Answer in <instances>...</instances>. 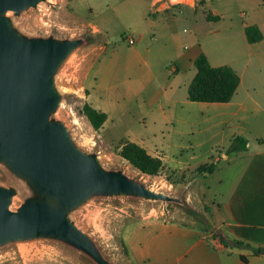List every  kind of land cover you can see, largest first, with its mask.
Masks as SVG:
<instances>
[{
	"label": "rangeland",
	"instance_id": "rangeland-1",
	"mask_svg": "<svg viewBox=\"0 0 264 264\" xmlns=\"http://www.w3.org/2000/svg\"><path fill=\"white\" fill-rule=\"evenodd\" d=\"M7 15L28 36L87 37V45L57 75L63 99L53 116L82 147L97 152L106 168L122 169L188 204L92 197L70 217L103 254L113 264H132L127 239L150 220L209 228L221 171L203 175L196 168L225 165L222 153L231 154L234 137L251 138L253 125L245 109L229 112L188 100L193 59L203 51L213 64L234 66L243 79L240 100L247 103L246 89L264 82V40L249 43L245 25L258 24L264 33V0H48ZM254 96L264 102V85L256 87ZM86 101L108 114L99 130L82 111ZM126 141L160 156V174L145 175L123 159L118 152ZM0 185L16 187L12 209L30 194L2 163ZM0 264L95 263L58 241L37 240L0 247Z\"/></svg>",
	"mask_w": 264,
	"mask_h": 264
},
{
	"label": "water",
	"instance_id": "water-1",
	"mask_svg": "<svg viewBox=\"0 0 264 264\" xmlns=\"http://www.w3.org/2000/svg\"><path fill=\"white\" fill-rule=\"evenodd\" d=\"M46 1L0 0V163L30 191L12 209L17 189L0 185V247L53 240L95 264H113L71 219L74 209L95 196L188 204L122 169L106 168L97 152L82 147L53 116L63 99L57 75L88 39L28 36L7 15H20Z\"/></svg>",
	"mask_w": 264,
	"mask_h": 264
},
{
	"label": "crops",
	"instance_id": "crops-1",
	"mask_svg": "<svg viewBox=\"0 0 264 264\" xmlns=\"http://www.w3.org/2000/svg\"><path fill=\"white\" fill-rule=\"evenodd\" d=\"M210 63L229 65L240 75L231 64ZM240 77V85L230 102H198L202 107L229 112L245 109L247 120L253 125L251 138L245 137L247 149L222 153L225 165L217 164L214 171H221L218 180L221 189L215 196L216 208L208 217L209 228L177 221L144 222L127 239L132 264H264V102L254 96L256 87L264 82L246 89L247 103H244L239 97L243 88ZM235 240L250 247L235 246L232 244Z\"/></svg>",
	"mask_w": 264,
	"mask_h": 264
},
{
	"label": "trees",
	"instance_id": "trees-1",
	"mask_svg": "<svg viewBox=\"0 0 264 264\" xmlns=\"http://www.w3.org/2000/svg\"><path fill=\"white\" fill-rule=\"evenodd\" d=\"M209 20H219V17H209ZM245 35L249 43H257L263 40L264 34L258 24H246ZM196 74L188 86V99L193 102L226 103L230 102L241 82L237 71L229 65L212 66L208 56L201 52L194 59ZM91 125L99 130L108 119V114L85 102L82 108ZM234 145L231 151H245L247 139L243 136L233 138ZM119 155L128 161L140 172L156 176L164 167L163 159L153 156L145 147L134 141H126L121 144ZM217 167L216 162L199 165L196 171L200 174H211ZM226 245L229 242H224ZM238 247H250L249 244L235 240L232 243Z\"/></svg>",
	"mask_w": 264,
	"mask_h": 264
},
{
	"label": "built area",
	"instance_id": "built-area-1",
	"mask_svg": "<svg viewBox=\"0 0 264 264\" xmlns=\"http://www.w3.org/2000/svg\"><path fill=\"white\" fill-rule=\"evenodd\" d=\"M129 43L130 44H134L135 43V40L132 37H130L129 38ZM213 241H214V243H218V240L217 239H214Z\"/></svg>",
	"mask_w": 264,
	"mask_h": 264
},
{
	"label": "bare ground",
	"instance_id": "bare-ground-1",
	"mask_svg": "<svg viewBox=\"0 0 264 264\" xmlns=\"http://www.w3.org/2000/svg\"><path fill=\"white\" fill-rule=\"evenodd\" d=\"M146 175V174H145Z\"/></svg>",
	"mask_w": 264,
	"mask_h": 264
}]
</instances>
